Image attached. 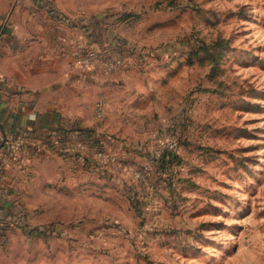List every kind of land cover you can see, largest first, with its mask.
Segmentation results:
<instances>
[{"label": "rangeland", "instance_id": "obj_1", "mask_svg": "<svg viewBox=\"0 0 264 264\" xmlns=\"http://www.w3.org/2000/svg\"><path fill=\"white\" fill-rule=\"evenodd\" d=\"M64 3L124 65L88 144L0 167L4 264H264V0Z\"/></svg>", "mask_w": 264, "mask_h": 264}, {"label": "crops", "instance_id": "obj_2", "mask_svg": "<svg viewBox=\"0 0 264 264\" xmlns=\"http://www.w3.org/2000/svg\"><path fill=\"white\" fill-rule=\"evenodd\" d=\"M71 10L64 0H0V163L10 142L23 143L31 153L32 171L45 162L33 156L43 150L38 148L48 154L75 141L88 144L94 135L75 127L93 120L87 105L99 90L110 97L116 75L75 65L73 44L83 35L65 16ZM7 172L6 178L23 171ZM1 256L0 246L4 264Z\"/></svg>", "mask_w": 264, "mask_h": 264}, {"label": "built area", "instance_id": "obj_3", "mask_svg": "<svg viewBox=\"0 0 264 264\" xmlns=\"http://www.w3.org/2000/svg\"><path fill=\"white\" fill-rule=\"evenodd\" d=\"M74 61L75 64L80 68L93 69L94 67L100 68L107 74L119 72L122 70L124 65L123 58L118 55L108 54L105 51H102L95 47H77L74 52ZM104 108L103 100L99 99L95 103V109L98 113ZM3 138L2 131L0 130V139ZM8 152L3 155V161L0 163V167L5 166L9 163L11 157L13 159H23L26 154V149L24 148L23 143H8L7 145ZM102 155V151L99 153Z\"/></svg>", "mask_w": 264, "mask_h": 264}]
</instances>
